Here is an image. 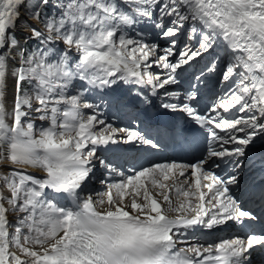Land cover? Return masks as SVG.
Here are the masks:
<instances>
[{"label": "snow or ice", "instance_id": "6c2138e0", "mask_svg": "<svg viewBox=\"0 0 264 264\" xmlns=\"http://www.w3.org/2000/svg\"><path fill=\"white\" fill-rule=\"evenodd\" d=\"M21 10L43 25H26L31 34L25 41L35 42L31 49L15 35ZM142 20L172 38L169 46L125 35ZM186 24L187 40L195 39L196 46L186 43L176 55L175 37ZM59 42L65 47L54 51ZM73 48L79 54L74 65ZM213 48L229 57L222 75L228 87L208 113L191 102L202 78L216 70L219 53L193 78L183 100L180 92L165 91L178 102L161 104L186 113L206 130L205 154L195 163L133 166L124 179L107 183L94 202L87 185L96 162L117 171L98 157L100 147L160 145L139 130L86 115L84 109L97 106L86 102L85 91L123 82L151 86L155 95L180 83L178 69ZM153 66L166 75L149 71ZM77 79L84 83L74 84ZM138 95L151 105V95ZM233 109L248 115L234 116ZM261 133L264 0H0V264H253L254 255H264V229L257 232L246 223L257 216L231 190L240 183L238 174L222 177L210 169L225 158L233 169L246 166L239 158ZM230 144L234 147H225ZM26 167L45 175L20 170ZM56 194L65 195L57 199ZM10 215L17 217L14 223ZM228 222L249 231L218 242H190L195 234L189 237V229Z\"/></svg>", "mask_w": 264, "mask_h": 264}, {"label": "bare ground", "instance_id": "6f19581e", "mask_svg": "<svg viewBox=\"0 0 264 264\" xmlns=\"http://www.w3.org/2000/svg\"><path fill=\"white\" fill-rule=\"evenodd\" d=\"M38 23L39 22L32 20L30 18V13H26L25 11L21 10L20 18H19V20L16 21L15 35L20 40V43L22 46H25V43H26L25 37H27L31 34L28 27H26V25H32V26L39 28ZM158 39L161 40V39H163V37L159 34L156 37V40H158ZM200 64H205V61L201 60ZM217 68H220V65ZM178 72H182V74H183L184 70H180ZM216 74L217 73L215 71V73L212 77H208L210 83L213 82V78ZM73 83L78 85V84H83L84 82L76 80ZM122 83L123 82H118L111 89H99V90H97V92L102 94L103 97L109 102V104H110L109 108H111V109L114 108L116 101L121 100L123 105L126 103L127 108H124V109H127L126 111L128 113L130 112V115H131L135 109H138V110L140 109L141 104H138L137 100L141 99V97L138 94L143 92L145 94L151 95V93H147L148 90L146 91L145 87L141 88L138 85L125 84L124 87H126V89H123L120 86V84H122ZM184 86H185V84L181 85L179 83L170 85L172 91H176V92H178L180 89H183ZM207 86L213 87L212 84H209ZM201 88H203L204 91L205 90L208 91L212 96L215 97L216 90H214V88H212L211 92L209 91V89H207L204 86H202ZM226 88L227 87H223V90H225ZM129 89H131V91ZM186 90L188 91L189 89H186ZM77 91H79V88H77ZM71 92H72V89L70 88L69 93H71ZM151 97H156L160 102H165V101L169 102L171 100V98L165 97V96L163 98H161L157 93L155 95H151ZM183 99L184 98H182V96H181V100H183ZM174 102H178V101H174ZM232 115H234V113ZM107 117L108 116H106L104 119L103 118H101V119L105 120L106 123H107V121H112V120H110V118H107ZM134 119H135L136 123H139V124L143 123L141 120V117H140V113H137L135 115ZM112 125H113V127H118L119 125H121V123L112 122ZM128 126H131V124L129 122H128ZM146 126L149 127V124H146ZM101 127H103V126H101ZM151 130L152 131H158V128L154 127V128H151ZM223 134L224 133H222V135ZM240 134L243 135V133H239L238 135H240ZM122 135L123 134H120V136H122ZM121 146H122V144L118 143L115 145H109L107 147H100L97 151L98 156H100L104 160L110 162V164L112 166H113V164L116 165L114 168H116L117 171L115 173L108 172V176L105 178L106 183L117 182L121 179H124L127 175H130L132 173V170H133L132 161L135 162V157L137 158V156L139 154L146 156V149H148V147L144 148V145H139L138 147L135 144H131L130 146L127 145L130 148H128V147L122 148ZM140 149H142V151H140ZM247 151H251V156L255 157V161H257L258 159L260 160V158L262 159L259 162V164L258 163L253 164V167H255V169H257V170L259 169V170L257 172L254 171V175L252 176V179L261 180L264 177V170H262V168H264V165H262L264 163V139L262 138V136L254 138L253 143L248 145ZM128 162H130V165H128V167L126 168L124 165H126ZM146 163H168V158H166V157H164V158L152 157V158L147 159L143 164H146ZM143 164H141V165H143ZM125 168H126V170H125ZM99 172H101L99 169L98 170L94 169V175H92V177L98 178ZM119 173H123V176L119 175ZM188 174H189V172H186V175H188ZM34 175L36 177H43L45 175V173L41 169L35 168ZM92 177H91V180H92ZM178 180L182 181L183 178L179 177ZM167 183H169L171 185L173 182L168 181ZM189 183L190 184L193 183V179H190ZM202 183H207V182L202 181ZM88 185H89V183H88ZM257 188L259 189V185H257ZM87 189H88L87 191L89 193L90 192L89 186H87ZM231 190L233 192H235L237 196H240L242 198H247L246 190H250L249 195L253 196V197H257L256 192L252 191L250 186H247V187H245V186H241V187L234 186ZM62 195H65V194H56L57 199H59V197ZM171 196H172V198L176 197L174 190L171 193ZM176 201H177V199H176ZM125 202L127 203V201H125ZM62 203L71 204V201L70 200H64V201H62ZM170 215H174V214H170ZM10 216H9V220H11ZM10 222H12V221H10ZM222 227H224V225H220V226L214 227L212 229H206V228H201V227L196 228V229H189L188 230L189 237H191L193 234H195V240H190V242L191 243H206V242H218L220 240L230 239V235L234 234L235 232L232 229H230V230L222 229ZM196 231H198V232H196ZM181 246H186V245H181ZM257 264H263V263L258 262Z\"/></svg>", "mask_w": 264, "mask_h": 264}, {"label": "rangeland", "instance_id": "374dc122", "mask_svg": "<svg viewBox=\"0 0 264 264\" xmlns=\"http://www.w3.org/2000/svg\"><path fill=\"white\" fill-rule=\"evenodd\" d=\"M123 10L124 9L121 8V11H123ZM38 26H39V28L43 27L40 23H38ZM159 31H160L159 29H155L152 26L151 21H148L145 23L142 20L141 23H138L134 27L126 29L125 35H131L134 38L141 39L147 43L159 44L161 47H168L169 46V39H172V38L166 39L163 37V39H161V40H159V39L156 40V37L159 35ZM187 34H188V25L186 24L184 29L181 30V33L177 37H175V39L177 40L175 50H174L176 55H179V53L183 50L184 45L186 43H189L193 47L196 46V40L193 39L191 41H188L187 40ZM60 43H61V46L55 47L54 51H58L59 49H63L65 47L62 42H60ZM33 47H35L34 43H29L27 45L28 49H31ZM217 53H219V56H220V59L217 63V67L220 65V68L216 67L215 71L217 74L213 78V83H214V85H217L219 88H221V92H222L221 95L224 94V92L222 91V88L226 83L222 82V75L224 73L225 65L229 61V57L225 54L224 51H222L218 48L210 49L208 52L204 53L203 56H201L200 58L193 60L189 65L183 66L182 69H178V71L184 70V73L180 77V83L179 84H181V85L185 84V86L183 88H185L188 84H190L193 80L191 78H194L196 75H198L201 72V70L209 63V61H211L213 59V57ZM78 57H79V54L76 53V50L73 48L72 49V55L70 56V60L72 61L73 65L76 62H78ZM153 58H150V59H153ZM169 59L174 61L176 59V56H172ZM201 60L205 61V64H200ZM149 71H151L155 74H160L162 77L164 75H166V71L163 68H157L155 66H153L151 69H149ZM215 71L212 73H207L202 78V82L206 84L205 86H207V84H210L208 77H212L214 75ZM193 82H194V80H193ZM170 89H171L170 85H167L165 87V89H159V90H161L164 94L165 91H169ZM184 91H186V90L180 89L178 92H180L181 96H183ZM221 95L219 96V98L221 97ZM85 98H86V102L93 103L94 105L97 106L95 111L92 109H84L83 111L86 115H92V114L97 113V115L100 119L101 118L104 119L106 116H108L107 118H110V120H112V121H107V123H110V124H112V122L121 123V125H119L118 128H128V129L135 130L136 125H135V121L133 120V117H132L133 114L130 115V112L128 113L126 111L127 109H124V106H123L121 101H118L116 103V105H114V108L111 109V108H109L110 107L109 102L103 97V95L100 94L99 92H97V90H94L91 88H88L85 91ZM242 114L243 113L239 114L237 117L242 116ZM246 115H248V113H244L243 116H246ZM128 122L131 124V126H128ZM36 123L37 124L43 123V124L47 125L48 121H43V122L36 121ZM121 134H123V133H121ZM260 136H262V138L264 139V133H261L260 135H258L256 137H260ZM121 144H122V146H121L122 148H127L128 147L127 145H129V146L131 145V144H123V143H121ZM135 145H138V143H135ZM128 148H130V147H128ZM98 157L100 159H103L100 156H98ZM96 163H97V166H96L95 170L99 169L101 172H99L98 178L92 177V180L89 183V189H90L89 193L92 194V198H93L94 202L98 199V195H97L98 193L100 195H103V193L105 192V190H106L105 186L107 184L105 178L108 176V172H109L105 168H103L102 166L99 165V161H97ZM115 166L116 165L113 164V167H115ZM20 170L34 175L35 168L34 167H26V168H22ZM176 199L177 198H175L173 201V202H175V204H177L179 202L178 200L176 201ZM21 215H23V214H21ZM10 218H11L10 221H12V223H14L17 219V217L15 215H11Z\"/></svg>", "mask_w": 264, "mask_h": 264}, {"label": "trees", "instance_id": "16d2710c", "mask_svg": "<svg viewBox=\"0 0 264 264\" xmlns=\"http://www.w3.org/2000/svg\"><path fill=\"white\" fill-rule=\"evenodd\" d=\"M29 43H34V41L33 40H30V41H28V44ZM26 88H28V87H26ZM28 89H30V88H28Z\"/></svg>", "mask_w": 264, "mask_h": 264}]
</instances>
